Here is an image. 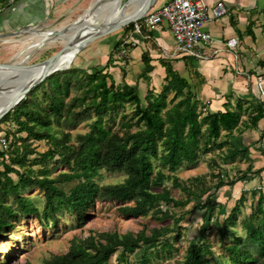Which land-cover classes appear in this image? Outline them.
Wrapping results in <instances>:
<instances>
[{
  "label": "trees",
  "instance_id": "16d2710c",
  "mask_svg": "<svg viewBox=\"0 0 264 264\" xmlns=\"http://www.w3.org/2000/svg\"><path fill=\"white\" fill-rule=\"evenodd\" d=\"M8 1L0 0V9L6 6ZM135 24L129 25L128 28L135 29ZM119 45L120 43L115 50L119 49ZM112 59L113 57L109 63ZM143 62L145 69L139 78L150 80L148 74L155 68L151 65L148 55L143 57ZM161 64L166 69V84L159 94H156L154 89H147L144 96L146 107H143L138 85L127 83L117 85L112 75L99 68L95 69L94 74L75 68L52 75L32 92L35 94L39 90L43 94V100H50L47 109L40 102H34L31 106L24 100L14 108L12 114L15 115L14 121L19 126L18 133H24L26 138L34 141L47 139L54 146L59 144L54 133L40 135L35 132L42 118L45 120L43 123L45 127L50 126L54 118L57 125L65 124V127L71 129H75L88 119L93 121L88 125L89 131L77 137L75 145L62 143L61 146L68 154L61 153L59 156L61 163L70 172L61 173L56 178L49 176L50 171L47 167L38 172H33L31 168L29 171H20L26 168L30 156L35 154L38 158L34 163L45 165L47 159L55 156L53 148L42 154L28 148L31 147L29 144L22 148V143L20 146L15 145V149L11 151L12 140L8 149L0 147V158L4 161L3 169H0V236L16 222L30 215H35L47 226L49 221H56L61 213L82 212L95 207L98 202H118L123 205L120 212L125 216L136 217L150 212L162 214V218L173 220L177 230L182 222L188 221V226L185 227L186 234L191 242H195L190 245L184 261L180 264H214L213 253L203 244V239L206 238V231L211 229L210 224L215 218L216 210L224 208L216 201L217 192L225 186L233 187L237 182L252 180L263 170L252 172L253 168L249 166L233 181L225 182L220 178L218 184L209 189L210 191L203 189L202 195L189 192L176 176L170 177L165 174L164 169L175 174L182 166L196 164L201 156L222 150L224 144L216 142L222 131L232 134L238 128L241 122L242 103L236 110L228 109L226 113L204 115L188 80L175 71L169 62L162 61ZM122 72L125 78V70ZM72 89L79 92V95L66 102ZM126 105L134 107L132 119L136 121L123 123L121 126L123 134L117 133L107 127V117L114 110L124 108ZM10 117L11 114H8L0 125L8 123ZM263 118L264 110H261L251 117V127H256ZM133 128L136 130L132 131ZM229 152L231 158L247 157L249 150L241 152L231 148ZM153 160L161 163L162 168L158 172H155ZM101 171H118L127 178L121 184L101 185L96 180L101 176ZM13 175L18 177V181L12 177ZM169 180L175 189L190 193L188 198L175 199L171 190L164 186V182ZM75 181L78 184L69 193L60 187L61 184ZM31 190L43 193L45 204L42 211L33 198L27 197L26 193ZM205 195L207 197L203 199ZM243 198L244 195L239 202ZM130 202H134V205H129ZM162 204L167 210L161 209ZM192 204L193 211L204 212L203 224L198 231L193 230L190 211H186L178 219L170 212L171 208L187 209ZM263 204L264 192L260 191L255 210L245 225L246 240L234 233L241 214L239 204L229 214L226 211L222 214L224 216L228 214L223 222L224 236H232L234 239L233 243L225 246L230 264L264 263ZM214 224L220 226V220L216 219ZM175 228L168 226L154 229L150 235L145 231L136 235L105 233L98 239L89 237L84 241H74L66 255L55 257L46 264H107L118 251L120 257L116 264H123L124 257L130 250L135 251L143 245L146 249L140 257L139 264H151L152 250L158 249L161 244L163 249H173L169 238L176 232Z\"/></svg>",
  "mask_w": 264,
  "mask_h": 264
},
{
  "label": "rangeland",
  "instance_id": "374dc122",
  "mask_svg": "<svg viewBox=\"0 0 264 264\" xmlns=\"http://www.w3.org/2000/svg\"><path fill=\"white\" fill-rule=\"evenodd\" d=\"M94 1L95 0H78L76 6L81 8L77 11L66 12V15L59 21H51L50 29L55 30L64 28V26L75 22L79 16L83 15L85 10L88 9ZM113 5L115 4H108L110 7ZM128 27L129 26L125 27L121 31L102 37L89 44L82 51H80L70 68L55 72L52 75L70 71L75 68H80L86 73L94 74L95 69H97L101 63L100 61L102 54L105 52H111L110 50L113 45L116 44L117 39H121L119 42L120 44L123 41L128 42L131 35L130 33H132L134 30L133 27ZM35 33L39 32L34 31L30 34L22 35L20 38L8 37L6 39L0 40V63H15L23 61H26L25 65L42 63L55 55L66 45L64 40H61L62 42L55 41L48 46L37 48L30 54H27L26 50L28 45L26 44V40H28L30 36L34 35ZM14 39L18 40L13 43L4 41ZM129 47H131L130 51L132 48H134V46L131 45H129ZM129 57L124 61H121L123 65L129 59ZM113 73L118 80H120V77L123 74V72L120 73L117 70ZM144 81L147 80L145 79ZM144 81L141 80L139 83L137 81L136 85H138L140 88L139 90L142 97L143 107H146L144 96L146 94V90L148 88L150 89L151 87L150 84H148V86ZM42 83L34 87L24 99V101L30 103L31 106L34 102H40L42 103V106L47 109L50 100H43V94L39 90H37L35 94H32V92H34ZM153 88L156 94H159L162 90V88H158L156 86ZM75 95H79V92L72 89L70 96L66 98V102H69ZM77 110L79 111L80 109L78 108ZM12 111L8 113L11 114L9 119L10 121L0 125V129L2 130L0 134L5 136L9 135L7 137L13 142V148L11 151L15 149V145L20 146L22 143V148H25V146H28L29 144L31 147L28 148L35 149L37 153L43 154L50 148L55 150V156L53 158L47 159L45 165L34 163V160L38 158V155L35 154L30 156L26 168L21 169L20 171H29L28 169L31 168L33 172H38L39 170L43 169V167H47L50 171L49 176L51 178H56L61 173H69L70 170L64 166L63 163H61L62 160L59 154H68L61 145L64 142L69 146L75 145L77 137L85 135L89 131L88 125L93 120L88 119L82 122L75 129H71L65 127V124H63L64 126L57 125L54 118H52L51 125L45 127L43 126L45 120L42 118V120L38 123L35 132H38L40 135L54 133L56 140L59 143L57 146H54L47 139L42 141H34L33 139L26 138V134L18 133L19 126L14 121L15 115L12 114ZM133 113L134 107L130 105H126L124 108L114 110V112H112L107 117V127L111 128L117 133L120 132L123 134L124 130L121 129L123 123H135L136 121L135 119H132ZM135 130L136 128H133L132 131ZM66 134H70V136L66 137ZM262 143L258 146L257 150L263 155L261 147ZM153 163L155 166V172H158L162 168L161 163L157 160H153ZM3 164L4 161L0 158L1 170L3 169ZM221 165L223 164L219 159L212 158L210 155H205L201 156L199 161L194 165L182 166L175 174L169 173L166 169H164V172L170 177L176 176L179 179V182L184 187H186L189 192L202 195L203 189H205V191L209 189L211 190L215 185L218 184L220 178L224 179L225 182H227V180L233 181L236 179V176L233 173L230 174L228 168H223ZM235 167L236 170H241V168L245 166H240L239 163ZM16 168L18 169V167ZM100 173L101 176H99L96 180L101 185L121 184L127 178L125 174L118 171H101ZM12 177L18 181V177L16 175H13ZM77 184L78 182L75 181L73 183L61 184L60 187L64 189L65 192L69 193V191ZM164 186L169 188L173 197L178 200H185L190 194L188 192L183 193L181 190L175 189L171 180L165 181ZM237 190H235L234 187H232V189L230 187H225L221 188L216 194L217 203L222 204L224 208H218L216 210L215 218L210 224L211 229L206 231V238L203 239V244L207 245L213 253L212 259L214 264H230V258L225 252V246L227 244L233 243L234 239L232 236H224L225 229L223 227V222L225 221L226 217L231 212V210L237 204H239L241 214L238 217V226L234 229V233L236 236H241L243 240H246L245 238L247 232L245 225L248 221V218L255 210L260 191L264 192V184L261 189L253 191L248 190L243 192L244 190H239L238 192ZM241 192L243 193L244 198L239 202V199L243 196ZM26 195L29 198H33L40 211L43 210L45 200L41 191L31 190L27 192ZM207 195L203 196V199H205ZM129 205H134V202H130ZM193 206L194 204L190 205L187 208L188 210L181 208H171L170 212L178 219L186 211H190V220L193 230L195 229L198 231V229H201L203 224L204 212L201 210L193 211ZM122 207L123 205L118 202H98L95 207H91L82 212L61 213L56 221H49L47 226L44 224V222L40 221L39 218L35 217V215L27 216L16 222L13 227L7 229L5 234L0 236V239L2 238L0 240V264H46L47 261H50L55 257L66 255L70 251L74 241H84L89 237L98 239L105 233H118L121 235L133 233L136 235L145 231L147 235H150V232L154 229L165 228L168 226L174 229L176 227L173 223V220H166L162 218V214L158 213L150 212L136 217L125 216L120 212V208ZM161 209L163 211L167 210L166 206L164 205L161 207ZM224 211L228 213L227 216L222 215ZM216 219L220 220V226H216L214 224ZM187 222L188 221L182 222L179 225L178 230L175 228L176 232L170 236L169 241L172 244L173 249H163L161 244V246H158V249L152 250L153 256L151 264H180L184 261L188 248L195 242H191L192 240H189L190 238H188L186 234L187 232L185 227L188 226ZM145 249L146 247L143 245L142 248H139L135 251L130 250L124 257L123 264H139L140 257ZM119 257L120 251H118L107 264H116Z\"/></svg>",
  "mask_w": 264,
  "mask_h": 264
},
{
  "label": "crops",
  "instance_id": "0c3cea01",
  "mask_svg": "<svg viewBox=\"0 0 264 264\" xmlns=\"http://www.w3.org/2000/svg\"><path fill=\"white\" fill-rule=\"evenodd\" d=\"M158 1L160 4L166 0ZM205 1L209 9L223 3L228 13L218 20L209 19L206 22L204 29L211 34L214 44L200 49L204 54L203 58L187 57L176 52L173 35L167 25L163 24L149 32L142 29L139 33L134 29L130 33L128 42L134 48L131 49L130 57L124 65L118 60L119 49L115 50L121 40L117 39L111 52L102 54L98 68L112 75L117 85L124 83L136 85L137 81L139 83L145 80L139 77L145 69L143 57L148 55L151 65L155 68L148 74L150 80L144 81L147 85L150 84V89H154V86L162 88L166 84V69L161 63L167 61L175 71L188 80L204 115L226 113L228 109L236 110L242 103L241 122L238 128L232 134L222 131L216 143L224 144V148L208 155L219 159L223 164L221 166L228 168L230 174L233 173L236 178L249 166L253 168L252 172L263 170L256 178L237 182L233 186L238 192L261 189L264 184V155L257 148L264 143V118L256 127H251L250 119L264 110V99L258 88L262 82L264 90V0ZM77 3L78 0H9L7 5L0 9V34L20 38L22 34L43 29L42 31H51L34 34L26 41L41 37H44L49 45L50 41H60L62 35L64 37L70 33L59 32L52 37L54 30L50 29V22L59 21L66 12L79 10L81 7H77ZM69 36L65 38L66 41L69 40ZM232 39L236 40L238 45L234 49H229L226 44ZM16 40L18 39L5 42L13 43ZM111 57L113 59L109 63ZM116 70L120 73L125 70V78L122 74L118 80L113 73ZM231 148L241 152L248 149V156L231 158L229 152ZM239 163L245 167L236 170L235 166Z\"/></svg>",
  "mask_w": 264,
  "mask_h": 264
},
{
  "label": "built area",
  "instance_id": "2783aa9c",
  "mask_svg": "<svg viewBox=\"0 0 264 264\" xmlns=\"http://www.w3.org/2000/svg\"><path fill=\"white\" fill-rule=\"evenodd\" d=\"M158 4L159 1L143 17L140 24H135V30L139 33L142 29L149 32L160 25H167L173 35L176 52L187 57H204L200 49L214 44L213 37L204 29L206 22L209 19L218 20L228 13L223 3L209 9L205 0H166ZM129 45L127 41L119 45L118 60L124 61L129 57ZM237 45L238 42L234 39L226 44L229 49H234ZM258 86L264 99L262 82ZM10 143L11 140L7 136L0 134L1 148L8 149ZM261 147L264 154V144Z\"/></svg>",
  "mask_w": 264,
  "mask_h": 264
},
{
  "label": "bare ground",
  "instance_id": "6f19581e",
  "mask_svg": "<svg viewBox=\"0 0 264 264\" xmlns=\"http://www.w3.org/2000/svg\"><path fill=\"white\" fill-rule=\"evenodd\" d=\"M140 1L141 0H96L88 10H85L83 15L79 16L75 22L71 23L73 26L67 25L69 27L66 26L64 28L55 29V33L52 31V37L56 36L59 32L64 34L68 32L70 34H66L64 37L62 35L60 41L63 39L65 43L67 42V44H69L79 34L91 36L102 33L108 30L112 25L135 14L140 9ZM109 3L115 5L110 7L108 6ZM124 4L125 6H123ZM142 19L140 21H142ZM43 32L44 31H40L35 34H42ZM46 32L49 31H45L44 33ZM68 35H70L68 37L69 40L66 41L65 38H67ZM50 43H53V41H50ZM26 44L28 45L26 50L27 54H30L37 48L49 45L45 42L44 37L36 38L29 42L26 41ZM78 54L79 53L76 51L69 52L52 66V70L58 69V71H62L66 68H70ZM44 71V67H34L18 74L17 72L11 73L0 69V116L21 90L26 89L32 84H37L42 78Z\"/></svg>",
  "mask_w": 264,
  "mask_h": 264
},
{
  "label": "water",
  "instance_id": "95a60500",
  "mask_svg": "<svg viewBox=\"0 0 264 264\" xmlns=\"http://www.w3.org/2000/svg\"><path fill=\"white\" fill-rule=\"evenodd\" d=\"M158 0H142L139 3L140 9L133 14L131 17H128L127 19H123L117 24L112 25L108 30L99 33V34H94L91 36H86L87 34H79L77 37H75L69 44L65 45L59 52H57L55 55H53L51 58L47 59L46 61L42 63H37L34 65H25L26 61L23 62H15V63H0V69L9 71L11 73H20L22 71L29 70L30 68H39V67H44L45 71L42 76V78L37 82V84H32L28 86L26 89L21 90L10 102L8 107L6 108L5 111L2 112L0 116V121L9 113L11 112L16 106H18L25 98L26 96L30 93V91L36 87L38 84L44 82L49 76L54 74L55 72L58 71V69L52 70V66L55 65V63L68 54L69 52L76 51L77 53H80L85 47H87L89 44L93 43L94 41L108 36L112 33H116L118 31L123 30L125 27L135 24L139 22L146 14H148L153 7L156 5ZM132 3V2H131ZM125 6V4L123 5ZM76 24V23H75ZM70 26H73V24H70ZM69 27V26H67ZM32 31L33 29H28V31ZM43 30V29H42ZM42 30L35 29L34 31L40 32ZM56 31L54 30L53 33ZM86 36V37H85ZM7 37H10V35H4L0 34V39H5ZM68 69V68H66ZM64 69V70H66Z\"/></svg>",
  "mask_w": 264,
  "mask_h": 264
}]
</instances>
